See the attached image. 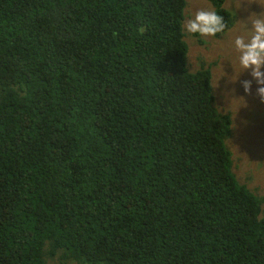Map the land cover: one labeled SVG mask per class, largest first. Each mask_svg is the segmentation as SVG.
I'll list each match as a JSON object with an SVG mask.
<instances>
[{
  "label": "trees",
  "instance_id": "obj_1",
  "mask_svg": "<svg viewBox=\"0 0 264 264\" xmlns=\"http://www.w3.org/2000/svg\"><path fill=\"white\" fill-rule=\"evenodd\" d=\"M185 8L0 0V264H264V194L226 144L257 127L190 69Z\"/></svg>",
  "mask_w": 264,
  "mask_h": 264
},
{
  "label": "rangeland",
  "instance_id": "obj_2",
  "mask_svg": "<svg viewBox=\"0 0 264 264\" xmlns=\"http://www.w3.org/2000/svg\"><path fill=\"white\" fill-rule=\"evenodd\" d=\"M185 1L184 27L197 11H214V6L208 0ZM223 6L234 17L232 27L212 38L210 36L197 38L200 35L190 36L189 67L196 69L201 66L199 64L201 60L205 61L204 66L212 65L213 89L218 99L222 100L226 109L230 111L233 120L236 119L238 125L245 126L246 131L249 130V126H251L250 129L257 127L254 133L249 131L243 137H240L242 135L237 137L235 133L237 124L234 120L235 129L233 128L232 135L226 138V144L229 150L237 156L233 169L239 181L247 184L256 194L262 195L264 194V138H261L259 133L264 136V102L256 94L258 85L250 75L251 69L244 70L240 66V53L234 42L238 36L244 37L246 42L250 39L251 21L257 16H264V0H224ZM214 63L216 64L213 65ZM261 71L264 72V67ZM246 80L252 82L250 93H246L242 86V82ZM226 99L231 106H227ZM216 103L222 111L220 104L217 101ZM249 151L256 160L255 162H260V164L255 165L251 162ZM66 263L64 259L59 260V264Z\"/></svg>",
  "mask_w": 264,
  "mask_h": 264
},
{
  "label": "clouds",
  "instance_id": "obj_3",
  "mask_svg": "<svg viewBox=\"0 0 264 264\" xmlns=\"http://www.w3.org/2000/svg\"><path fill=\"white\" fill-rule=\"evenodd\" d=\"M252 35L250 39L238 36L235 39V47L240 53L239 64L245 69H251L250 75L257 82L256 94L264 102V16H257L251 21ZM226 25L224 18L215 11L199 10L185 25L186 31L200 36H215L224 31ZM251 80L242 82L246 93L251 91Z\"/></svg>",
  "mask_w": 264,
  "mask_h": 264
},
{
  "label": "flooded vegetation",
  "instance_id": "obj_4",
  "mask_svg": "<svg viewBox=\"0 0 264 264\" xmlns=\"http://www.w3.org/2000/svg\"><path fill=\"white\" fill-rule=\"evenodd\" d=\"M251 128V126H249V129Z\"/></svg>",
  "mask_w": 264,
  "mask_h": 264
}]
</instances>
